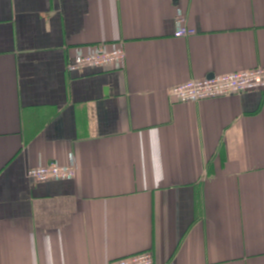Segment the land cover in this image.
<instances>
[{
  "label": "crops",
  "instance_id": "crops-1",
  "mask_svg": "<svg viewBox=\"0 0 264 264\" xmlns=\"http://www.w3.org/2000/svg\"><path fill=\"white\" fill-rule=\"evenodd\" d=\"M102 42L122 69L68 71ZM258 67L264 0H0V264H264V91L169 94Z\"/></svg>",
  "mask_w": 264,
  "mask_h": 264
},
{
  "label": "built area",
  "instance_id": "built-area-1",
  "mask_svg": "<svg viewBox=\"0 0 264 264\" xmlns=\"http://www.w3.org/2000/svg\"><path fill=\"white\" fill-rule=\"evenodd\" d=\"M196 31L187 25L185 15L178 11L176 19L177 38L194 35ZM126 52L122 42L98 43L78 47L68 71L76 72L85 68L122 69L125 65ZM264 91V68L236 71L224 75H213L203 79H192L173 86L170 96L179 103L198 102L249 91ZM77 168L73 157L62 165L57 162L39 163L27 170V176L35 182L71 180L76 176ZM111 264H154L151 252H142L129 257L116 259Z\"/></svg>",
  "mask_w": 264,
  "mask_h": 264
}]
</instances>
